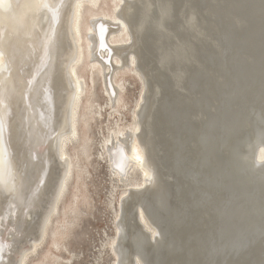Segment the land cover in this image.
I'll return each instance as SVG.
<instances>
[{
  "label": "bare ground",
  "instance_id": "bare-ground-1",
  "mask_svg": "<svg viewBox=\"0 0 264 264\" xmlns=\"http://www.w3.org/2000/svg\"><path fill=\"white\" fill-rule=\"evenodd\" d=\"M0 102V264H264V0H0Z\"/></svg>",
  "mask_w": 264,
  "mask_h": 264
},
{
  "label": "rangeland",
  "instance_id": "rangeland-1",
  "mask_svg": "<svg viewBox=\"0 0 264 264\" xmlns=\"http://www.w3.org/2000/svg\"><path fill=\"white\" fill-rule=\"evenodd\" d=\"M94 198H95V201L96 200H98V198L97 197H95L94 196ZM96 206H97V208H101V204L100 203H98L97 201H96ZM93 214L95 215V211L93 210ZM97 217H98V215H96ZM89 222L91 223V226L90 227H88V229H89V231H88V234L85 236L86 237V239L88 240V247H89V245H94V246H97V245H99V237H101L102 236V230L104 229L106 232H107V234H111V230H109L110 228H111V224H110V221L109 220H106V223H103V222H101V221H95L92 217H90L89 218ZM95 225V226H94ZM109 225V226H108ZM86 226H87V223H86V221L85 220H83L80 224H79V228L78 229H76L75 230V232H74V234H73V239L71 240V242H72V245H74V244H76V242L77 241H79V238H78V234H81L82 235V232L86 229ZM103 228H102V227ZM95 227H97V228H95ZM100 227L102 228V229H100ZM107 227L109 228V229H107ZM94 228V229H93ZM99 230V231H98ZM95 231H96V233H95ZM93 235V236H92ZM91 237V238H90ZM96 237V238H95ZM90 239V241H89V239ZM78 239V240H77ZM77 240V241H76ZM95 240V241H94ZM93 241V242H92ZM91 243V244H90ZM96 244V245H95ZM83 245V244H82ZM82 245H80L79 247H77V252L78 251H80V250H84L83 251V254L84 255H86V254H88V252L87 251H85L86 250V248H85V243H84V245L82 246ZM90 248V247H89ZM88 249V248H87ZM90 255H91V253H90ZM80 259H81V257H80ZM92 260V257H90V258H87V260H86V262H88V261H91Z\"/></svg>",
  "mask_w": 264,
  "mask_h": 264
},
{
  "label": "snow or ice",
  "instance_id": "snow-or-ice-1",
  "mask_svg": "<svg viewBox=\"0 0 264 264\" xmlns=\"http://www.w3.org/2000/svg\"><path fill=\"white\" fill-rule=\"evenodd\" d=\"M27 83H28L29 86H31L32 83H33V80H29ZM26 99H27V97H26ZM0 103H2V102H0ZM2 131H3V125L0 124V134H2ZM137 159H140V158L137 157ZM41 183H43V181H41ZM141 260H143V257H141Z\"/></svg>",
  "mask_w": 264,
  "mask_h": 264
}]
</instances>
